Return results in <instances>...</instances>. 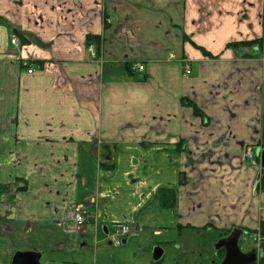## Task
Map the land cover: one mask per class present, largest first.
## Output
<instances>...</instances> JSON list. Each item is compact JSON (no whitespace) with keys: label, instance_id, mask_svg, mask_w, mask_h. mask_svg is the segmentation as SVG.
I'll return each instance as SVG.
<instances>
[{"label":"crops","instance_id":"0c3cea01","mask_svg":"<svg viewBox=\"0 0 264 264\" xmlns=\"http://www.w3.org/2000/svg\"><path fill=\"white\" fill-rule=\"evenodd\" d=\"M249 144L264 147V0H0V264H121L113 226L125 245L157 207L252 252ZM76 204L93 220L74 231Z\"/></svg>","mask_w":264,"mask_h":264},{"label":"rangeland","instance_id":"374dc122","mask_svg":"<svg viewBox=\"0 0 264 264\" xmlns=\"http://www.w3.org/2000/svg\"><path fill=\"white\" fill-rule=\"evenodd\" d=\"M166 214L168 215V222L161 225L159 219H162ZM148 216L153 219L157 218V221L152 223L146 222L144 223L145 225L142 224L144 228H138V230L134 231L136 233L132 234L127 244L113 246L114 249L118 247L124 248L122 256L118 255V261H120L121 264H147L145 258L147 257L150 260L151 255L149 257V254L150 252L152 254V250L155 246L163 248L165 252L164 258L159 264H209L212 260L218 261L216 244L219 242V239H217L216 234H214L212 230H210V232H197L198 230H193L189 227L178 230L177 224H171V221L176 223V218L171 215L170 210L160 207H157V212L152 215L149 214ZM134 228L137 227L134 225ZM156 230H160V236L156 235ZM112 232L113 234H117V228L113 226ZM100 234V239H103L104 233L101 229ZM259 235L262 238L261 234ZM262 241L263 239L259 245L255 242L256 248L259 249L258 254L261 253ZM241 245L248 251L251 243L243 240ZM109 253L110 251L103 257H108ZM112 254L113 252L110 253V256H112ZM99 258H101V256L98 257V261L100 260ZM112 260V257H110L107 263H115V261Z\"/></svg>","mask_w":264,"mask_h":264},{"label":"built area","instance_id":"2783aa9c","mask_svg":"<svg viewBox=\"0 0 264 264\" xmlns=\"http://www.w3.org/2000/svg\"><path fill=\"white\" fill-rule=\"evenodd\" d=\"M11 42L15 45H19V38L16 35H13ZM90 49L92 50V52H94L93 46H90ZM136 67L139 71H143L145 69V65L141 63L137 64ZM188 71L189 69H187V72ZM29 72H32V69H30ZM243 157L250 165L260 168L261 160L255 154L254 144H249L247 146V148L244 151ZM66 218L71 220L72 223H71L70 230H74V231L82 229L85 226L86 222L93 220L91 213L88 211V208H86L84 204L74 205ZM94 221H97V219H95ZM115 226L117 228V234L114 236L112 235L111 239H112V242L115 243L116 245H121L122 236L129 233L131 229L125 223H116ZM253 239L255 242H257L258 245L261 243V240H262L259 234L254 235ZM261 257H262V254L260 253L256 264H262ZM212 264H218V263L213 262Z\"/></svg>","mask_w":264,"mask_h":264},{"label":"water","instance_id":"95a60500","mask_svg":"<svg viewBox=\"0 0 264 264\" xmlns=\"http://www.w3.org/2000/svg\"><path fill=\"white\" fill-rule=\"evenodd\" d=\"M257 154L262 157V169H264V149H258ZM240 231H234L230 236L219 240L216 244V248H224L225 256L221 264H252L257 260V251L254 249L252 252H243L239 245ZM164 253L163 248L157 246L153 251V258L158 261L162 258ZM13 264H41L39 256L30 255V257H24L19 255L14 259Z\"/></svg>","mask_w":264,"mask_h":264},{"label":"trees","instance_id":"16d2710c","mask_svg":"<svg viewBox=\"0 0 264 264\" xmlns=\"http://www.w3.org/2000/svg\"><path fill=\"white\" fill-rule=\"evenodd\" d=\"M19 33H20V32H19ZM19 35H21V33H20ZM95 38H98V37H97V36H94V35H88V36H87V39H86L87 44H88V45L92 44L93 41L95 40ZM21 41H22V44H26V43H27V41H26L25 38H23ZM194 111H195L196 114L201 115V117L204 118V116H202V113H201L200 109H199L197 106L194 107ZM262 184H264V169H263ZM165 201H166V200H165ZM167 201H168V200H167ZM260 234H261L262 239H263V241H262V245H261V247H262V252H263V256H262V258H261V263L264 264V222L261 224V227H260ZM157 262H158V261H157ZM252 264H256V263H252Z\"/></svg>","mask_w":264,"mask_h":264}]
</instances>
